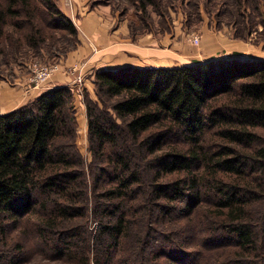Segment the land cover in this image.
I'll list each match as a JSON object with an SVG mask.
<instances>
[{
	"label": "trees",
	"instance_id": "16d2710c",
	"mask_svg": "<svg viewBox=\"0 0 264 264\" xmlns=\"http://www.w3.org/2000/svg\"><path fill=\"white\" fill-rule=\"evenodd\" d=\"M126 1L142 16L202 4ZM230 1L242 13L264 8V0ZM44 17L76 36L53 0H0V35L37 48ZM93 84L95 99L83 91L90 162L77 147L69 86L0 113V264H25L35 253L55 263L108 264L119 253L123 264H133L132 253L149 262V244L153 259L188 264L198 251L185 242L226 236L244 264L264 245V60L98 69Z\"/></svg>",
	"mask_w": 264,
	"mask_h": 264
},
{
	"label": "rangeland",
	"instance_id": "374dc122",
	"mask_svg": "<svg viewBox=\"0 0 264 264\" xmlns=\"http://www.w3.org/2000/svg\"><path fill=\"white\" fill-rule=\"evenodd\" d=\"M53 1L59 8L63 6L65 9L61 8L76 27V36L69 34L66 29H61L62 26L59 23L53 21L48 23L45 17L43 28L46 39L37 48L29 47L25 44V40H23L21 46H16L15 42L8 38L7 33L0 35V90L2 88L8 89L12 94L8 96L10 98L21 92L22 97L20 99L28 102L47 89L60 85L69 86L74 93L76 108L77 147L87 162L91 161L92 155L88 149L83 91H87L92 99L96 98L93 84V72L95 70L90 68L92 63L89 62V56L85 54L79 56L78 60L69 65H65V63L71 58L70 56L80 52L79 49L83 44L88 43L86 37L88 34L87 19L93 14L92 11H95L97 15L104 16L105 23L108 25L105 33L101 31V34H104L105 37L100 35L98 38L99 44L93 40L92 35L88 34L90 40L100 46L101 49L104 45H100L101 40L108 41L112 34L115 36L116 41L121 42L119 37L120 39L124 38L121 34V32H124L128 36L126 39L130 38L131 41H134L137 37L140 39L142 36L145 38L148 34H152L153 40L158 39L156 46L160 50L166 51L169 48L173 53L169 52L168 54L169 63L167 64L170 65L168 67L185 66L213 58L239 57L242 59L264 60V8L260 11L261 16H259V13L253 10H246L242 13L230 0H200L202 4L198 11L186 1L176 10H171L164 16H159L154 12L149 13L148 16L147 14L142 16L143 13L137 11L126 0ZM17 36L19 37V35ZM17 36L14 35L13 39ZM195 38H197V41ZM217 38L219 43L215 45L214 40ZM93 47L94 45L91 48ZM236 52L239 54L237 56L233 55ZM163 59L166 61V57ZM37 67H54V71L45 80L36 82L34 70ZM59 73L72 77L71 82L53 85L52 79ZM88 80L92 81V85L89 84ZM2 106L3 104H0V107ZM0 110L3 109L0 108ZM263 202L261 201L258 206L261 207ZM182 207L183 205L177 202L176 208L181 210ZM97 221L96 215H92L88 225L92 235L97 230ZM180 222L181 220L168 221L167 226L174 228L175 225L178 228ZM143 225L144 221L139 229ZM197 226L198 229L202 227L203 230V225L198 224ZM158 230L162 231V229ZM187 234L188 229H185L180 231L179 236L183 237ZM226 237L220 238L214 245L206 246H203L205 245L203 242L200 245L185 242L188 251L192 253L198 251L195 253L198 259L185 256V260L188 261V264H242L239 261L241 257L237 256L238 246L232 237L229 239ZM128 242L127 239L125 244L126 249L128 247L129 250ZM261 246H263V250L260 249ZM146 250V257H148L149 262L134 260L135 257L133 256L135 255L132 253L129 257L133 264H172L163 257L153 259L151 251L156 253L158 250L156 248L151 249L150 244ZM133 251L136 252L137 250L133 249ZM148 253L151 254L148 255ZM121 259H124V255H120V253L113 255L108 264H123ZM242 261H244V264H264V245L259 244L258 248L250 255L245 256ZM55 262L35 253L25 264H69L58 259V263Z\"/></svg>",
	"mask_w": 264,
	"mask_h": 264
},
{
	"label": "crops",
	"instance_id": "0c3cea01",
	"mask_svg": "<svg viewBox=\"0 0 264 264\" xmlns=\"http://www.w3.org/2000/svg\"><path fill=\"white\" fill-rule=\"evenodd\" d=\"M61 8H63V6H61ZM63 10L65 9L63 8ZM92 13L93 14L89 16L87 19L88 21L87 32L89 35H92L93 40L96 43H98V38L100 37V35L104 36V34H101V31L105 33L108 28V25L105 23L106 19H104L105 18L104 16L97 15L95 11H92ZM88 34L86 37L90 45L88 43L83 44L81 49H79L80 52L78 54H73L72 56H70L71 58H69V60L65 63V65H69L73 63L74 61L78 60L79 56L85 54L89 56L88 58L89 62L92 63V66L90 68H92L93 70H98V69L114 70L127 66H132V67L170 66L167 63H169L168 54L169 52L172 53L171 50H169V48H167L166 51L160 50L156 46L158 39L155 38V40H153L152 34H148L145 38L141 35L142 37L140 39H138L137 37L135 38L134 41H131L130 38H128L129 40L126 39L128 36L124 32H121V34L124 36V38L121 39L119 37V40H121V42L116 41L115 36L111 34V37L109 38L108 41L105 39L100 41V45L104 44L102 49L100 48V46H97L93 41L90 40V36ZM217 40L218 38L214 40L215 45L219 43L217 42ZM91 44L92 46L94 45L93 48H91L92 47ZM165 57H166V61L163 59ZM71 79L72 77L66 76L64 73H59L56 74L52 80H53V85H55L57 83L68 84L71 82ZM88 82L90 85H92V81L88 80ZM11 95H12L11 92H9V90L6 88L5 89L2 88L0 90V104H3V106L0 107L3 109L0 110V113L11 111L16 107L21 106L27 102V100L24 101L20 99L22 97L21 92L16 93L15 95H13L12 98L8 97Z\"/></svg>",
	"mask_w": 264,
	"mask_h": 264
},
{
	"label": "built area",
	"instance_id": "2783aa9c",
	"mask_svg": "<svg viewBox=\"0 0 264 264\" xmlns=\"http://www.w3.org/2000/svg\"><path fill=\"white\" fill-rule=\"evenodd\" d=\"M197 41V38H195ZM54 67H37L34 70V77L36 82H41L48 78V76L54 71Z\"/></svg>",
	"mask_w": 264,
	"mask_h": 264
}]
</instances>
